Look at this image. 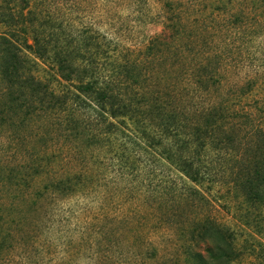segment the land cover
Here are the masks:
<instances>
[{"label":"rangeland","instance_id":"1","mask_svg":"<svg viewBox=\"0 0 264 264\" xmlns=\"http://www.w3.org/2000/svg\"><path fill=\"white\" fill-rule=\"evenodd\" d=\"M30 2L48 34L70 33L76 47L81 33L96 36V70L136 104L107 119L75 107L80 129L70 131L63 115L12 106L17 85L0 71V264H188L189 248L207 255L191 239L207 220L237 253L229 264H264V199L252 197L264 193L252 167L264 163V0ZM19 34L33 75L65 91L33 62L31 28ZM134 61L137 82L125 78ZM164 94L167 111L151 114ZM184 157L207 170L201 184L181 170ZM69 179L71 191L52 185Z\"/></svg>","mask_w":264,"mask_h":264},{"label":"trees","instance_id":"2","mask_svg":"<svg viewBox=\"0 0 264 264\" xmlns=\"http://www.w3.org/2000/svg\"><path fill=\"white\" fill-rule=\"evenodd\" d=\"M30 1L31 0H2L0 2V25L7 29L5 32H1L7 42L5 46L0 49V71L5 79L15 83L18 88L17 93H10L12 97V106L24 110L26 109L27 112L31 111V113L38 114L42 111V113L46 115L52 113L63 115L64 120L59 122V126L62 129H70V131H79L80 129L77 128V125H80L77 122L79 119L75 117L73 113L75 107L89 108V106L92 105L91 110H97L99 116L102 118L106 116L112 118L132 116L136 103L133 100H126L127 95L123 97L121 90L117 92L118 89L116 88L119 87L117 78H110L104 73H99L96 70L97 62H95L96 58H94L93 55H97L100 49L98 46L95 48L89 47L94 44L96 36L84 33L83 37L81 36L83 33H81L79 36L82 39H78L81 44L79 47H76V43L74 42L76 38L71 36L70 33H64L56 37L48 34L44 26L39 28L38 16L37 13L32 10V3ZM27 27H30L34 33L33 42L30 45L31 53L34 57L33 62L36 63L39 68L41 65H45L51 70H54L53 75L57 77L58 80L65 83V91L62 89L61 92L56 93L49 83L45 84L38 77L36 78L33 75L31 66H28V61L30 60L28 56L23 53L22 48V43H26L27 41L23 35L19 34L20 31H25ZM72 43L74 47L71 45ZM79 48H83V50H79ZM88 53H90V57L83 67L76 64L79 57L83 58L85 55L88 57ZM124 65L127 66L125 67L127 69L125 78L132 76L134 81L137 82L139 70L136 68V62H125ZM146 65L149 66V64ZM138 69L143 70L142 65ZM27 70H30V78L28 80L24 77ZM133 71L134 74L130 75V72ZM162 96L158 97L154 103L149 104L147 101L150 108L149 111H152L150 112L151 114L167 111L164 107L168 106L173 100H171L172 98L169 94H164V102L160 103ZM140 99L141 96L138 97V101ZM69 108H72V111H70ZM167 120L169 121L168 124L163 120V125L166 130L169 129V124L172 120L171 116H168ZM114 125L115 124L110 123L108 127ZM114 127H116V125ZM81 130L86 129L82 126ZM71 133L75 139L82 138V140L85 141V145H89V142L94 141V138H92V136L91 138L88 137L84 131H82V134H80V132ZM182 159L183 166L180 165V168L183 170L186 177L195 184H201L207 171L203 169L205 167L202 164H198L199 162L193 158L184 157ZM252 167L255 174L254 178L260 180L258 185L263 186L264 163L255 160ZM35 169L36 168L33 167V170ZM79 176L77 178L80 181L81 177ZM249 180L250 179L246 177V184L249 183ZM82 183L81 181V184ZM52 185L57 190H61L64 193L71 191L73 188V182L70 183V179L68 181L59 180ZM193 191L202 197L197 188ZM252 197L257 200L261 197L264 199V193L261 191L253 192ZM211 223L212 222H209V220L203 222L199 221L198 225L191 231V239L193 241L204 242L207 255L203 256L201 252L189 248L185 252L187 254L185 262L188 264H229L236 259L237 253L234 252L235 250H233L232 244L225 238L223 231L219 229L216 224ZM211 238H216V240L209 241ZM208 241L213 243L211 247L208 246Z\"/></svg>","mask_w":264,"mask_h":264}]
</instances>
